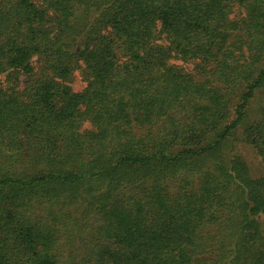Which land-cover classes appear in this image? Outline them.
I'll return each mask as SVG.
<instances>
[{
  "label": "trees",
  "instance_id": "16d2710c",
  "mask_svg": "<svg viewBox=\"0 0 264 264\" xmlns=\"http://www.w3.org/2000/svg\"><path fill=\"white\" fill-rule=\"evenodd\" d=\"M263 57L264 0H0V264H264Z\"/></svg>",
  "mask_w": 264,
  "mask_h": 264
},
{
  "label": "rangeland",
  "instance_id": "374dc122",
  "mask_svg": "<svg viewBox=\"0 0 264 264\" xmlns=\"http://www.w3.org/2000/svg\"><path fill=\"white\" fill-rule=\"evenodd\" d=\"M96 14L97 13L95 10H91L86 19L87 23L91 24ZM169 64H173L186 71H190L193 68L192 62L183 63L180 60L173 59L169 61ZM256 65L259 69L264 67V57L262 60L258 61ZM252 76L254 75L249 76L248 79H250ZM10 77H11V73L8 75H3L1 77L0 85L4 86L5 88L11 87L12 80H10ZM20 80L22 83L24 79L20 78ZM66 85L70 87L72 92L79 93L85 89L87 82L85 81L82 72L80 70H75L67 79ZM263 107H264V88L258 90L254 98L250 102L247 111L248 121L249 122L256 121L258 117H260ZM82 129L91 130L92 127L90 126L89 123H84L82 125ZM235 138L236 139H233L232 141L233 143L232 146H234L232 153L238 156L241 159V161H243L246 164L252 178L264 177V164L262 163L261 158L257 155L256 151L249 144L243 141L240 132L236 135ZM261 220L264 222V217H262Z\"/></svg>",
  "mask_w": 264,
  "mask_h": 264
}]
</instances>
